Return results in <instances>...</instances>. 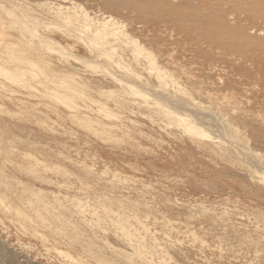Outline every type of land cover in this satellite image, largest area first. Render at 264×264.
Here are the masks:
<instances>
[{
	"label": "rangeland",
	"instance_id": "obj_1",
	"mask_svg": "<svg viewBox=\"0 0 264 264\" xmlns=\"http://www.w3.org/2000/svg\"><path fill=\"white\" fill-rule=\"evenodd\" d=\"M24 1L0 0V264H264V109L132 8Z\"/></svg>",
	"mask_w": 264,
	"mask_h": 264
},
{
	"label": "bare ground",
	"instance_id": "obj_2",
	"mask_svg": "<svg viewBox=\"0 0 264 264\" xmlns=\"http://www.w3.org/2000/svg\"><path fill=\"white\" fill-rule=\"evenodd\" d=\"M102 1L100 7L114 16H120L122 5L136 10L140 22L154 24V33H159L167 44L186 41L188 45L184 51L191 55L188 56L190 63L200 64L209 74L224 67L223 86L210 88L214 93L224 89V104L252 103L264 109V38L260 37L264 29L256 23L259 18H264V0ZM196 91V98L204 103L219 100L210 91L205 95ZM263 117L264 112L248 116L252 131L264 133V122L254 124ZM6 200L0 194V204L8 211L15 210L14 204L11 201L5 203Z\"/></svg>",
	"mask_w": 264,
	"mask_h": 264
}]
</instances>
